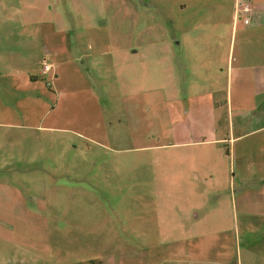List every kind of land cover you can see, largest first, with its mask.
I'll list each match as a JSON object with an SVG mask.
<instances>
[{
    "label": "rangeland",
    "instance_id": "obj_1",
    "mask_svg": "<svg viewBox=\"0 0 264 264\" xmlns=\"http://www.w3.org/2000/svg\"><path fill=\"white\" fill-rule=\"evenodd\" d=\"M4 3L24 18L34 12L19 29L37 34L20 45L15 69L0 65V105L18 123L0 116V264H153L169 253L174 201L152 192L171 190L177 152L146 146L174 141L173 102L186 120L207 112L204 82L221 79L225 97L219 64L226 69L232 42L237 55L243 5L253 2ZM40 29L68 54L43 49ZM228 235L234 260L239 247L251 264L245 242L254 235Z\"/></svg>",
    "mask_w": 264,
    "mask_h": 264
},
{
    "label": "crops",
    "instance_id": "obj_2",
    "mask_svg": "<svg viewBox=\"0 0 264 264\" xmlns=\"http://www.w3.org/2000/svg\"><path fill=\"white\" fill-rule=\"evenodd\" d=\"M250 1L253 3L243 5L244 12L248 5V16H241L246 31L237 55L232 42L226 69L219 64V72L227 74L225 97H219L221 79L204 82L208 86L204 95L207 112L193 113L186 120L173 102L170 106L176 115H171L169 132L174 141L146 146L152 150L173 146L177 152L171 160V190L152 192L154 198L174 201L167 224L172 230L171 241L165 243L171 247L153 264H243L239 247L237 260L229 251L227 240L232 235L228 234L233 228L237 236L241 231L254 235L245 242L251 264H264V0ZM6 5L0 0V65L5 62V68L12 70L16 68L14 60L24 59L21 49L18 51L20 45L28 44L37 34L31 29L20 30L19 22L29 24L36 19L34 12L21 16L18 4ZM38 33L43 49L51 55L68 54L72 48L47 44L50 30ZM24 39L28 41L24 43ZM14 74L12 71L11 77ZM23 74L25 78L31 75ZM15 114L2 102L0 116L12 120L4 123L17 125ZM154 162L158 169L168 166L162 158ZM163 216L158 219L163 221Z\"/></svg>",
    "mask_w": 264,
    "mask_h": 264
},
{
    "label": "built area",
    "instance_id": "obj_3",
    "mask_svg": "<svg viewBox=\"0 0 264 264\" xmlns=\"http://www.w3.org/2000/svg\"><path fill=\"white\" fill-rule=\"evenodd\" d=\"M49 69H50V65L45 63L43 70L46 71V70H49Z\"/></svg>",
    "mask_w": 264,
    "mask_h": 264
}]
</instances>
